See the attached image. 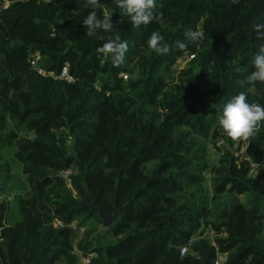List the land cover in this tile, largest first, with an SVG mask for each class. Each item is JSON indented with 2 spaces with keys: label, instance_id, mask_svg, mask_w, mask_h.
I'll return each mask as SVG.
<instances>
[{
  "label": "trees",
  "instance_id": "16d2710c",
  "mask_svg": "<svg viewBox=\"0 0 264 264\" xmlns=\"http://www.w3.org/2000/svg\"><path fill=\"white\" fill-rule=\"evenodd\" d=\"M101 4L113 30L89 37L87 0H0V264H81L76 249L92 264H215L218 252L223 264H264L263 175L248 176L249 161L228 146L210 166L202 142L233 144L218 115L250 87L264 0H156V18L139 28L115 0ZM188 30L204 39L189 42ZM153 31L168 54L148 48ZM117 34L128 43L119 67L97 53ZM64 63L75 81L56 76ZM248 101L264 105V84ZM247 153L264 163V128ZM13 162L25 180L9 198ZM94 201L109 215L118 208L102 236Z\"/></svg>",
  "mask_w": 264,
  "mask_h": 264
},
{
  "label": "clouds",
  "instance_id": "9594fccd",
  "mask_svg": "<svg viewBox=\"0 0 264 264\" xmlns=\"http://www.w3.org/2000/svg\"><path fill=\"white\" fill-rule=\"evenodd\" d=\"M121 15L127 17L132 26L139 28L141 25L150 24L156 18V0H115ZM238 0H232L237 3ZM91 11L83 19L86 35L96 36L98 30L111 32L114 24L111 17L104 13L103 18L97 13L102 8L101 0H87ZM257 40L264 41V24L254 25ZM186 39L191 43H198L204 39V34L199 30H188ZM104 39L103 36L99 37ZM147 46L158 55H166L170 52V46L165 38L157 31H153L147 40ZM177 46L183 50L186 43L177 41ZM128 51V43L122 40L120 35L110 37L105 43L97 48V53L103 57H110L114 66L119 67L125 62ZM254 70L248 75L247 82L250 85L248 91H241L234 95L218 115V125L228 138L234 142H249L257 132L264 128V105L258 102H249L248 93L255 90L257 82L264 84V43H261L252 60Z\"/></svg>",
  "mask_w": 264,
  "mask_h": 264
},
{
  "label": "built area",
  "instance_id": "2783aa9c",
  "mask_svg": "<svg viewBox=\"0 0 264 264\" xmlns=\"http://www.w3.org/2000/svg\"><path fill=\"white\" fill-rule=\"evenodd\" d=\"M39 56L35 57L31 62L33 64V66L40 72V73H45V68L39 64L38 62ZM56 76L62 80H66L68 82H72L75 81L76 76L75 74L71 71L70 69V65L69 63H64L60 70L57 72ZM124 76L126 77L127 75L124 74ZM226 135V134H225ZM251 140V139H250ZM218 143L220 145V147H224V143L226 141H224L223 137H219L218 138ZM234 144H236V147H239V150L237 151L236 155L239 157V160L244 161V160H248L249 161V170H248V176L250 177H255L258 175V172L261 169H264V164L263 163H257L254 162L253 160L250 159L247 151L250 145V141L249 142H234ZM221 152H223V150H221ZM76 172L75 167H69L66 170H64L63 172V176L65 178H68L71 174H74ZM72 227L77 228L79 234L84 232V227H77V225L75 223L71 224ZM222 235V233H216L215 236L220 237ZM194 237L192 239L189 240L188 244L184 245L181 250L180 253L181 255H184L188 252L190 245L193 243ZM75 254L79 260V262L81 264H92L93 262V255L89 254L87 252H85L84 250H75ZM227 255L226 253H217L216 259H215V264H223L224 261L226 260Z\"/></svg>",
  "mask_w": 264,
  "mask_h": 264
},
{
  "label": "rangeland",
  "instance_id": "374dc122",
  "mask_svg": "<svg viewBox=\"0 0 264 264\" xmlns=\"http://www.w3.org/2000/svg\"><path fill=\"white\" fill-rule=\"evenodd\" d=\"M189 58H191L190 55H185V56L179 58L175 64L174 68L176 70L180 69L182 66H184L187 63ZM224 141H226V140L224 139ZM202 142L207 147V162L210 164V166L216 165L219 161L220 156H221L220 149H219L220 145H219L218 141L216 143V141H214L212 139H202ZM224 146H228V148H230L232 150V152L235 154L239 150V147H236V144H234V143L232 144L231 142L230 143L225 142ZM7 155L9 156L10 159H12L11 158L12 157V151L11 150H8ZM251 160H253V159H251ZM258 175L259 176L263 175L261 182H262V186L264 187V169H261L258 172ZM212 177H213L212 174L207 171L205 174V181L203 182V185H202L203 189L206 192H208V194H210V195L213 193ZM24 180H25L24 176L22 175L18 164L16 162H13L12 163V178H11L10 182L8 183V189H7V195L9 198H13L15 193H19V192L23 191ZM239 198L243 203H247V201L249 200L250 197H249V194L246 193V194L240 195ZM100 226H101V229L98 230V233L100 236H102L104 233L105 227H103V224H101ZM200 230L201 231H207L206 228L203 226H201ZM111 240H113V239L108 235V241H111ZM102 242H104V241L102 240Z\"/></svg>",
  "mask_w": 264,
  "mask_h": 264
},
{
  "label": "water",
  "instance_id": "95a60500",
  "mask_svg": "<svg viewBox=\"0 0 264 264\" xmlns=\"http://www.w3.org/2000/svg\"><path fill=\"white\" fill-rule=\"evenodd\" d=\"M90 208L92 209V211H95L96 213H98L100 219L102 220V224H103V227L105 228H108L110 225H111V222L113 221L117 211H118V208H116L114 214L112 215H109L107 213H105L101 207H99L96 203V201H94V203L90 206Z\"/></svg>",
  "mask_w": 264,
  "mask_h": 264
}]
</instances>
